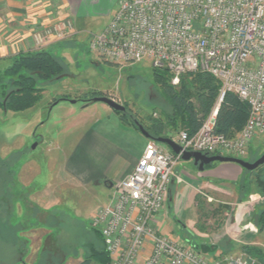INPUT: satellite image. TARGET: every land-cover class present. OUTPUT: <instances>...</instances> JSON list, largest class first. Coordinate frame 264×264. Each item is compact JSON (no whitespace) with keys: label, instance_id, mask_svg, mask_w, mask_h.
I'll list each match as a JSON object with an SVG mask.
<instances>
[{"label":"built area","instance_id":"1","mask_svg":"<svg viewBox=\"0 0 264 264\" xmlns=\"http://www.w3.org/2000/svg\"><path fill=\"white\" fill-rule=\"evenodd\" d=\"M73 28L71 21L46 26L34 34L35 44L41 49L51 39L66 40ZM89 47L119 66L149 59L154 69L169 71L174 86L183 75L196 73L221 84L217 105L200 129L169 137L182 152L149 140L134 171L113 186L109 204L95 213L92 227L111 264H137L148 241L152 254L144 264H258L246 253L215 260L197 245L159 234L151 223L164 210L183 152L245 160L264 137V0H122L112 21L90 34ZM228 93L249 107L236 136L215 132Z\"/></svg>","mask_w":264,"mask_h":264},{"label":"crops","instance_id":"2","mask_svg":"<svg viewBox=\"0 0 264 264\" xmlns=\"http://www.w3.org/2000/svg\"><path fill=\"white\" fill-rule=\"evenodd\" d=\"M101 2L102 0H0V65L8 64L20 54L39 51L34 34L39 29L63 21L73 23L74 31L66 41L75 42L74 44L77 45L78 40L86 38L87 27L92 24L94 18L92 11L101 6ZM62 41L51 39L43 49L50 51ZM71 99L80 101L81 98ZM83 103L85 104L83 108L92 105V103L89 105H86V102ZM71 110L75 113L76 109L73 107ZM103 111L108 118L101 120V117H98L94 121L84 123L80 130V141L69 150L67 158L59 159L56 173L59 175L60 170H64L65 175L71 177L75 186L68 185L69 183L63 178V184L71 190L106 186L109 189L107 206L113 193V186L134 171L149 139L136 129L126 126L112 109H103ZM237 133L239 131L232 136H236ZM258 140L264 143V137ZM249 154L251 155V152ZM2 158L5 159L7 156ZM117 161L122 165L117 172L111 174V167ZM217 164L200 171L193 161L181 162L176 169V178L171 184L164 210L154 218L151 227L175 242L190 243L200 248L202 245L209 247L210 251L206 255L215 260L245 253L243 251L245 247H258L264 251V227L260 230L258 226V220L264 213V196L257 188L253 191V185L252 192L244 199L242 196L245 195L239 191L237 185L245 177L243 168L236 163ZM30 165L32 166L28 167L29 169H35V163L11 168L5 165V176H8V173L15 175L16 184L14 185L7 184L4 176L3 180L0 176V197L2 200L5 199L6 203L9 201L10 206L9 209L0 210V215L4 218L2 223L6 228L0 234V243L8 244L7 235L15 230L20 231V245L19 249L17 248L19 256L16 264H41L42 261L40 262L37 255L41 254V249L44 250L47 247L49 238L53 236L48 228L39 227L35 222L23 224L25 216L34 217V220L38 219L37 212L45 209L44 206L42 207V202H46L40 196L44 186L38 185L39 179L38 182L35 181L40 174L31 178L26 177L28 172L25 168ZM37 166L36 170L40 171L38 163ZM47 167L51 171L49 158ZM29 179L31 181L26 183ZM49 185L45 190L51 189ZM229 186L237 189L238 194L236 193L234 202L230 199L217 200L216 192L235 194ZM199 202L207 207L218 202V207L224 206L221 208V211L225 210L224 215L213 219V211L201 212ZM25 204H27L26 210ZM14 215L20 223L16 224L18 227L10 230L7 226V218ZM211 222H213L212 225H210ZM182 232L186 234L184 238L180 235ZM38 237L40 245L37 247ZM7 247L9 248V244ZM28 250L29 254L25 252ZM151 254L152 242L148 241L137 264H144ZM256 259L258 264H264V258ZM2 262L0 261V264H3ZM46 262V264H66L65 259L57 260L54 257L48 258ZM93 263L105 264L101 258L93 260L91 264Z\"/></svg>","mask_w":264,"mask_h":264},{"label":"rangeland","instance_id":"3","mask_svg":"<svg viewBox=\"0 0 264 264\" xmlns=\"http://www.w3.org/2000/svg\"><path fill=\"white\" fill-rule=\"evenodd\" d=\"M121 1L102 0L101 6L92 11L94 18L92 24L87 27L86 38L78 40L77 45L74 44L75 42L71 43L64 40L50 50L63 61L66 66L67 77L63 80L46 83L41 81L40 84L44 87L43 97L34 108L19 113L0 110V174H3L1 180L4 176V181L7 184H16L14 174L8 173V176H5V165L11 168L35 163V169L28 168L32 165L25 168L28 172L26 177L31 178L40 174L35 181L38 182L39 179L38 185L44 186L40 196L46 200V202H42V207L44 206L45 209H40L37 212L38 219L34 220V217L27 218L25 216L23 220V224L35 222L37 226L48 228L53 234L47 242V247L44 250L41 249V254L37 255L40 262L42 261L41 264H46L47 259L53 257L57 260L65 259L66 264H80L93 253V250L104 249L101 235L92 227V220L98 209L106 206L109 189L103 186L86 190H71L63 184L65 180L69 183L68 185L75 186L71 177L65 175L64 170H60L59 175L56 172H58L59 159L67 158L69 150L80 141V130L84 123L94 121L98 117H101V120H106L108 117L103 109L109 108L102 102L92 103L91 106L83 108L85 104L81 99L80 101L76 100L77 103L72 105L71 101L74 99L71 98L88 100L93 96H104L113 99L125 106L129 114L134 116L135 120L142 124L145 129L149 128L151 119L167 122L168 115H173V107L163 93L162 84L156 82L152 63L149 59L135 65L119 66L98 58L90 50V34L100 32L112 21ZM40 50L49 51L45 48ZM11 64L12 60L8 64H1L0 69L4 70ZM64 97H67L66 100L54 104L56 100ZM192 101L196 107L199 106L196 97H192ZM216 105L217 102L212 111ZM73 107L76 109L75 113L71 110ZM155 113H157V117L154 116ZM123 123L129 126L125 122ZM130 127L134 128L133 126ZM183 130L185 129L182 124L178 123L177 126H174L167 122L164 135L176 137ZM35 144L37 147L33 149ZM263 154L264 143L257 140L251 155L249 154L245 160L254 162ZM2 156H7V158L4 159ZM48 158L52 166L51 171L47 167ZM181 162L187 163L188 161L181 160ZM37 163L40 171L39 169L36 170ZM119 163L117 161L112 165L111 174L120 169L122 164ZM250 176L252 177L253 174L248 177L250 178ZM30 181L29 179L26 183ZM48 185L51 189L45 190ZM229 187L234 191V196L222 191L216 192L215 198L219 201L230 199L231 202H234L233 200L238 194L237 189L233 186ZM254 190H256L255 186ZM5 202L2 201V203ZM212 204L208 207L203 204L202 212L213 211V219L219 215L221 218L225 210L219 209L218 202ZM25 206L26 204L24 208ZM19 223L20 221L15 215L7 218V226L10 229L18 227L16 224ZM19 232L15 230L7 235L9 248L7 247L8 244H5L6 242L3 245L0 243V261H3V264H16L18 262L19 250L17 248L21 239ZM180 235L183 238L186 236L183 232ZM36 245L37 247L40 245L39 237L36 239ZM37 247L35 246V248ZM25 252L29 254L30 251ZM32 253L34 256L36 255L34 251ZM94 258L96 261L97 258Z\"/></svg>","mask_w":264,"mask_h":264},{"label":"trees","instance_id":"4","mask_svg":"<svg viewBox=\"0 0 264 264\" xmlns=\"http://www.w3.org/2000/svg\"><path fill=\"white\" fill-rule=\"evenodd\" d=\"M153 73L156 82L162 84L163 93L173 107V115H168L167 122L174 126H177L178 123L182 124L190 135L196 133L212 113L218 99L220 82L207 73L186 74L181 77L179 86L175 87L171 84L172 75L169 71L153 68ZM65 77H67L66 66L60 57L53 52L39 50L34 53L16 56L12 59L11 65L4 70L0 69V110L19 113L34 108L43 97L44 87L40 82L58 81L63 80ZM192 97L197 98L198 107L192 101ZM89 100L81 98L83 102ZM115 113L119 115L123 122L139 130L135 124L134 116L129 113ZM248 114V105L239 100L234 93H228L219 107L215 121V132L226 136L234 135L243 128L248 119ZM167 122L160 119H151L147 130L155 138L163 137L165 136ZM215 164H210L205 169L211 168ZM243 171L245 177L237 183L239 191L245 195L243 198L249 196L253 185L264 196V165L255 171L246 169H243ZM251 174L253 176L248 178ZM2 201L5 200L0 197V210L9 209V201L7 203H2ZM199 204L201 203L199 202ZM222 207L224 208L220 205L219 209ZM199 208L202 212L203 204ZM2 221L4 222V218L0 215V234L5 231L3 230L5 227ZM258 226L260 230L264 227V213L258 220ZM102 241L104 243L103 238ZM243 251L252 257L264 258V251L258 247H245ZM94 257L101 258L105 264L110 262L105 244L103 250H93V253L80 264H91L95 259Z\"/></svg>","mask_w":264,"mask_h":264},{"label":"water","instance_id":"5","mask_svg":"<svg viewBox=\"0 0 264 264\" xmlns=\"http://www.w3.org/2000/svg\"><path fill=\"white\" fill-rule=\"evenodd\" d=\"M63 100H66V98L65 97L61 98L58 101H55L54 104L56 105L59 101H63ZM71 102L76 103V100H72ZM97 102L104 103L105 105H107L110 109H112L115 112H119L122 114H128V109L125 106L117 103L113 99H110L104 96L103 97H93L88 102H86V105H89L91 103H97ZM135 124L137 125L140 133L147 139L167 145L176 154H180L182 152V148L173 139L169 137L155 138L137 120H135ZM36 147H37V144L33 146V149H36ZM182 160L193 161L194 165L198 167L200 171H204L206 166L213 164V163H236L240 165L243 169H246L248 171H255L264 165V154L260 158H258L256 161L249 162L246 160L236 159L233 157L209 156L201 152L185 151L183 152ZM201 250L204 254H207L210 251V248L202 245Z\"/></svg>","mask_w":264,"mask_h":264},{"label":"flooded vegetation","instance_id":"6","mask_svg":"<svg viewBox=\"0 0 264 264\" xmlns=\"http://www.w3.org/2000/svg\"><path fill=\"white\" fill-rule=\"evenodd\" d=\"M129 113V112H128Z\"/></svg>","mask_w":264,"mask_h":264}]
</instances>
